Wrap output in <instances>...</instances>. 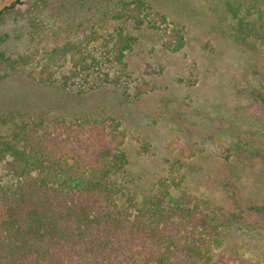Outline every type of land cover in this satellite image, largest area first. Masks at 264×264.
<instances>
[{
	"label": "trees",
	"instance_id": "trees-1",
	"mask_svg": "<svg viewBox=\"0 0 264 264\" xmlns=\"http://www.w3.org/2000/svg\"><path fill=\"white\" fill-rule=\"evenodd\" d=\"M35 1L46 9L57 0ZM103 2L100 22L109 24L62 44L13 54L0 38V98L16 100L28 82L45 92L48 105L34 107L46 115L67 91L77 102L119 91L126 114L168 127L163 145L145 130L133 139L156 180L129 171L128 136L114 117L1 114L0 264H264V0L225 2L224 19L209 28L228 51L217 56L211 40L202 43L208 61L182 99L131 82L126 58L138 41L131 25L153 32L158 59L184 49L185 27L148 0ZM21 4L0 10V21ZM163 71L160 62L145 67ZM214 76L223 86L201 102L194 94L213 88Z\"/></svg>",
	"mask_w": 264,
	"mask_h": 264
},
{
	"label": "rangeland",
	"instance_id": "rangeland-1",
	"mask_svg": "<svg viewBox=\"0 0 264 264\" xmlns=\"http://www.w3.org/2000/svg\"><path fill=\"white\" fill-rule=\"evenodd\" d=\"M14 1L15 0H0V10L9 6ZM87 1L88 3L84 5H76L75 0H57L55 4L49 5L48 8L44 9L43 7L39 8L40 5L36 3L35 0H21L23 4L17 6L12 15L0 21V38H6L3 46L8 48L13 54L24 53L26 52V46H35L33 48L35 49L45 44H62L65 40L71 39L75 35H81L82 32L88 28L97 26L96 30H98V26H102V23L109 24V22L105 21L100 22V20L103 19L101 14L104 9V0ZM92 1L94 3H91ZM148 1L153 7V10L165 14L171 22L185 27L188 39L187 45L179 54L158 59L156 55L157 52L154 51L155 38L153 32L145 27L136 28L135 25H131L128 29L138 41L133 51L128 54L126 58L129 71L127 73L130 76L131 82L144 83L156 89L158 91L157 96L168 97L172 96L173 92L182 99L188 95L189 91H194L196 89L195 87L194 90L193 88H184V86L188 85L189 87L196 84L194 76L202 72L205 63L208 61V57L205 55L207 51L204 52V48H201L202 43L205 40H211V44L215 48L214 53L216 51L218 53L216 54L217 56L224 51H228V45L223 42L220 33L214 29H210L209 25L220 23L219 20L224 19L223 17H225V15L222 11L225 8V2L230 0ZM234 1L235 2H232L233 5L246 3V0ZM243 7L245 6H242V8ZM110 24H113V22L110 21ZM116 24L119 25V22H116ZM32 25L33 28L30 29L29 26ZM29 32L31 33L30 35ZM6 35H8V37H6ZM32 39L33 41H31ZM194 61H197L198 68L194 65ZM159 62L164 65V71L161 75H149L145 72V67L147 65H153ZM218 78L214 76L210 80L211 84H215L213 88L201 89L195 92L196 94H194V97L199 98L201 102H205L214 94L210 95V89H214L213 92H219L223 85L220 84L222 81ZM27 84L28 82L22 84L21 88H23V91L17 93L16 100L9 96L7 98H0V115L8 113L10 110H17L20 108L18 111L20 114L26 117H32V119L35 120L41 115L45 117L61 116L65 118L114 117L121 123L122 130L125 131L128 136L124 148L129 156V171L139 174L147 184H152L153 181L156 180L152 159L137 156V148L133 139L138 132L145 130L155 144L161 143L163 145L166 142L165 136H168V127L166 128L164 123H158L153 126L152 129L145 127L143 123L137 119L140 116V111L126 114L125 110L120 105L123 101L120 102L118 100L120 96L119 91L110 87L101 89L100 94H96L86 101L81 102H77L67 91L66 95L62 96L64 98L63 103H60L59 106L52 105L50 107L51 110L46 112V115H44V112L43 114H37L34 105H48L44 101L46 94ZM72 89L73 88H69L68 90L72 91ZM126 91L128 94L131 93V89ZM191 96L193 97V95ZM59 98L63 99L61 97ZM127 100H131V98ZM15 101L19 103L17 107H15ZM55 102V99L50 101L51 104ZM21 104L23 106H21ZM133 117L137 120H134ZM13 121L18 120L13 119ZM10 125L11 123L8 122L7 126ZM2 129L5 130L6 128ZM229 241L237 246L241 243H246V241H242V239L240 240L239 238H229ZM255 242L251 244H255ZM256 243L257 245L259 243H264V239ZM247 248V251L254 250L251 247ZM244 253L247 256H251V254H249L250 252Z\"/></svg>",
	"mask_w": 264,
	"mask_h": 264
}]
</instances>
